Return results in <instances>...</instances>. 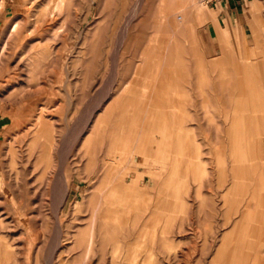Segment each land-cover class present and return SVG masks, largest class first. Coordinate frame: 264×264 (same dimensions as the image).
<instances>
[{
    "label": "rangeland",
    "instance_id": "374dc122",
    "mask_svg": "<svg viewBox=\"0 0 264 264\" xmlns=\"http://www.w3.org/2000/svg\"><path fill=\"white\" fill-rule=\"evenodd\" d=\"M244 5L209 57L202 0H0V264H264V0Z\"/></svg>",
    "mask_w": 264,
    "mask_h": 264
},
{
    "label": "crops",
    "instance_id": "0c3cea01",
    "mask_svg": "<svg viewBox=\"0 0 264 264\" xmlns=\"http://www.w3.org/2000/svg\"><path fill=\"white\" fill-rule=\"evenodd\" d=\"M245 0H222L212 9L213 14L209 16L206 26L199 33L200 46L206 56H212L214 46L211 41L218 37L219 33L246 31V24L242 22L245 14Z\"/></svg>",
    "mask_w": 264,
    "mask_h": 264
},
{
    "label": "bare ground",
    "instance_id": "6f19581e",
    "mask_svg": "<svg viewBox=\"0 0 264 264\" xmlns=\"http://www.w3.org/2000/svg\"><path fill=\"white\" fill-rule=\"evenodd\" d=\"M27 11V10H26ZM201 12H202V9H200V10H198L197 11V16H201ZM35 19V18H34ZM24 20V19H23ZM170 22V21H169ZM46 24V23H45ZM50 24H52V23H50ZM25 23H24V21L23 22H21V23H17V24H15L14 25V27L12 28V31L10 32V35H9V37H8V40L5 42V44H4V47H3V51H1L2 52V55H6V53H7V51L9 50V48H10V46L12 45V43H13V41H14V39L17 37V36H19V34H20V32L22 31V29H24L25 28ZM169 25V24H168ZM13 26V25H12ZM37 26V25H36ZM34 27V26H33ZM53 27V26H52ZM51 27V28H52ZM30 30H27V33L29 32ZM32 32V31H31ZM53 32V31H52ZM167 32V31H166ZM33 34V33H32ZM21 38V37H20ZM61 39V31L60 30H56L55 32H54V34H52V36H51V40L52 41H54V42H57L58 40H60ZM42 41V40H41ZM18 43V42H17ZM21 44V43H20ZM36 44V43H35ZM17 45V44H16ZM50 45V44H49ZM53 46V45H52ZM157 47V46H156ZM155 47V48H156ZM17 48H18V45H17ZM38 48V47H37ZM34 50H35V48H33ZM55 49V48H54ZM146 49V48H145ZM23 50V49H22ZM158 50V49H157ZM33 51V50H32ZM46 51H50V48H49V46L46 48ZM52 51V50H51ZM160 51V50H159ZM19 52H20V50H19ZM53 52V51H52ZM55 52V51H54ZM161 52V51H160ZM34 53V52H33ZM151 53V52H150ZM27 54V53H26ZM25 55V54H24ZM162 56L164 55L163 53L161 54ZM38 56L36 55V57H35V62L36 63H38V58H37ZM40 57H42V56H39V58ZM48 57H49V55H48ZM47 57V58H48ZM165 57H167V56H165ZM43 58V57H42ZM52 58H53V56H52ZM19 59V58H18ZM45 59V58H44ZM25 60H27V59H25ZM24 60V61H25ZM145 60V59H144ZM167 60H168V58H167ZM169 62V61H168ZM22 63V62H21ZM52 63V62H51ZM159 64V63H158ZM1 65V64H0ZM44 65V64H43ZM5 66V65H4ZM157 66V65H156ZM15 68V67H14ZM13 68V69H14ZM19 68V67H18ZM15 70V69H14ZM25 70V69H24ZM20 72V71H19ZM163 72V71H162ZM162 75V74H161ZM10 76V75H9ZM159 76V75H158ZM18 78V77H17ZM11 79V78H10ZM23 82V81H22ZM156 82V81H155ZM17 84V83H16ZM15 86V85H14ZM156 88V87H155ZM11 91V90H10ZM28 91V90H27ZM31 93H33V92H31ZM25 98V97H24ZM17 101V100H16ZM10 103V102H9ZM40 104H41V102H40ZM49 105V104H48ZM39 108V107H38ZM47 111V110H46ZM38 112V111H37ZM49 113V112H48ZM44 117V116H43ZM35 119L36 120H33L34 122L36 121H39V116L37 117V116H35ZM38 123V122H37ZM42 123V122H41ZM32 124V123H31ZM29 128V127H28ZM32 128V127H31ZM32 130V129H31ZM45 130V129H44ZM26 132V131H25ZM43 134H44V132H43ZM42 134V135H43ZM15 137V136H14ZM28 141V140H27ZM54 148V147H53ZM32 156H33V153H32ZM96 224H97V214L93 217V221H92V225H91V235H90V238H89V241H88V247H87V257L86 258H88L89 257V255H90V252H91V249H92V246H93V244H94V235H95V229H96ZM85 258V259H86ZM85 263H86V261H85Z\"/></svg>",
    "mask_w": 264,
    "mask_h": 264
},
{
    "label": "built area",
    "instance_id": "2783aa9c",
    "mask_svg": "<svg viewBox=\"0 0 264 264\" xmlns=\"http://www.w3.org/2000/svg\"><path fill=\"white\" fill-rule=\"evenodd\" d=\"M202 1L207 6H215L217 3L221 2L222 0H202Z\"/></svg>",
    "mask_w": 264,
    "mask_h": 264
}]
</instances>
